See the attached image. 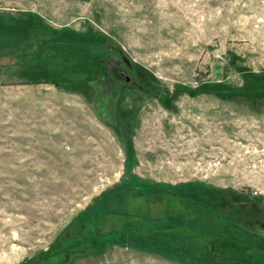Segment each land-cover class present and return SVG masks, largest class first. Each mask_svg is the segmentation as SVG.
Here are the masks:
<instances>
[{"label":"rangeland","instance_id":"374dc122","mask_svg":"<svg viewBox=\"0 0 264 264\" xmlns=\"http://www.w3.org/2000/svg\"><path fill=\"white\" fill-rule=\"evenodd\" d=\"M0 264H264V0H0Z\"/></svg>","mask_w":264,"mask_h":264},{"label":"trees","instance_id":"16d2710c","mask_svg":"<svg viewBox=\"0 0 264 264\" xmlns=\"http://www.w3.org/2000/svg\"><path fill=\"white\" fill-rule=\"evenodd\" d=\"M95 55V54H94ZM97 60V59H96ZM95 60V61H96ZM125 63H126V67H128V62H127V60L125 61ZM45 82H47V81H45ZM56 85V84H55ZM124 93H127L126 91L124 92Z\"/></svg>","mask_w":264,"mask_h":264},{"label":"water","instance_id":"95a60500","mask_svg":"<svg viewBox=\"0 0 264 264\" xmlns=\"http://www.w3.org/2000/svg\"><path fill=\"white\" fill-rule=\"evenodd\" d=\"M127 79H128V78L126 77L125 81H127Z\"/></svg>","mask_w":264,"mask_h":264}]
</instances>
